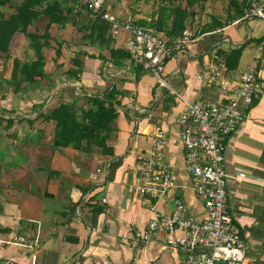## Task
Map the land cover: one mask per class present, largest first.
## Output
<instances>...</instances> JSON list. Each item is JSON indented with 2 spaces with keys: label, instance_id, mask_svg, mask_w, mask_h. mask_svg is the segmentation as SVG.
<instances>
[{
  "label": "crops",
  "instance_id": "obj_1",
  "mask_svg": "<svg viewBox=\"0 0 264 264\" xmlns=\"http://www.w3.org/2000/svg\"><path fill=\"white\" fill-rule=\"evenodd\" d=\"M236 1L247 7L245 12L251 7L252 0ZM109 2L105 9L118 19H153L143 16L140 8L135 13L128 0H119L116 6L114 0ZM61 3L67 11L73 10L66 26L51 25L49 17L41 15L29 27L39 35L49 27L51 39L43 49L46 78H37L36 85H29L20 94L7 84L15 59L22 63L37 59L23 34L13 37L9 58L0 55V96L9 104L12 100L6 107L0 103V111L15 118L6 131L19 125L23 130L21 135L17 129L13 134L6 132V145L0 147V264H187L186 254L171 249L164 233L156 232L147 243L134 237V232L146 230L154 217L152 201L129 189L138 179L137 158L150 151L153 139L162 132L177 188L159 201L156 209L170 214L179 198L195 218H205L204 205L196 198L193 181L185 170L182 129L177 120L198 99L223 101L221 91L204 86L196 76L223 63L232 50L264 37V21L243 20L245 12L237 17L229 9L230 0L196 2L188 8L194 17L187 19L186 30L202 38L175 53L166 63L164 82L160 83L152 70L132 59L118 65L110 61L108 48L126 50L128 36L122 35V43L116 37L101 46L89 38V31H81L95 21L83 0ZM3 12L9 18L15 10ZM261 44L256 42L257 47ZM257 47L251 56L243 50L238 68L227 74L229 80L237 82L254 63ZM74 59L81 63L80 68L73 65ZM78 69L77 77L69 75ZM259 70L262 90L242 125L224 141V168L233 177L227 184L229 208L248 245L249 262H264V61H260ZM112 88L121 93L117 97L120 105L106 151L97 146L90 152L72 147L55 149V122L37 119V115L49 114L61 104L88 109L87 98ZM18 236L38 237L37 250L13 244Z\"/></svg>",
  "mask_w": 264,
  "mask_h": 264
},
{
  "label": "built area",
  "instance_id": "obj_2",
  "mask_svg": "<svg viewBox=\"0 0 264 264\" xmlns=\"http://www.w3.org/2000/svg\"><path fill=\"white\" fill-rule=\"evenodd\" d=\"M89 13L106 22L112 35L125 33L126 50L131 59L145 69L152 70L158 82L166 63L176 52L201 40L185 30L172 45L151 26H139L134 20H121L105 9V0H83ZM264 21V3L251 1L243 20ZM254 63L239 77L237 82L227 78L224 63L212 66L207 72L198 74L197 81L215 88L224 94L223 101L198 99L180 114L177 123L181 127L180 143L184 148L185 170L193 181L196 198L204 205V219L195 218L179 198L174 200L170 214L158 212L157 203L177 188L173 166L167 160L163 145V133L152 141V148L137 158L138 179L129 189L150 205L154 217L146 230H136L137 241L147 243L156 232L164 233L167 245L186 254L187 264H264L249 262L248 245L230 212L227 184L233 177L224 168V141L237 131L246 118L247 110L253 106L262 90L260 61H264V44L258 46ZM107 202L106 199L103 200ZM13 244L37 250L38 237L30 240L23 236L13 239Z\"/></svg>",
  "mask_w": 264,
  "mask_h": 264
},
{
  "label": "trees",
  "instance_id": "obj_3",
  "mask_svg": "<svg viewBox=\"0 0 264 264\" xmlns=\"http://www.w3.org/2000/svg\"><path fill=\"white\" fill-rule=\"evenodd\" d=\"M11 1L0 0V55L6 54V57L9 58L10 45L13 37L21 33L29 41L30 47L34 50L37 58L30 63H22L18 59L14 60L12 78L7 84L13 86L15 94H20L25 88L28 89L29 85H36L37 78H46L43 49L49 45L48 43L51 39L49 27H47L43 35L30 32L29 27L33 26L41 15L49 17L51 25L58 24L66 26L70 22V15L73 14V10L70 9V11H67L62 8L61 0H23L16 7L14 14L6 18L3 10L10 7ZM206 1L186 0L185 9L181 8V6L174 8L162 7L157 13V18L153 17L151 21L144 20L136 22V24L139 26L153 27L167 39L169 45H172L186 30L187 19L194 17V13L190 12L188 8L193 7L196 2ZM245 2L247 1L245 0ZM246 8V6H241L236 0H230L229 9H232L237 17H242ZM230 21L234 22L235 18L230 17ZM85 30L89 31V38H95L101 46L109 44L110 40L115 38L106 22L100 18L95 19L88 28L82 29L81 31ZM256 42L258 44L264 43V37L256 40ZM245 46L232 50L226 56L223 52H218L220 56H225L223 63L227 72L234 71L238 68ZM58 47L60 48V45ZM108 50L110 53V61L115 65L116 63L117 65L118 63L120 64L123 60L131 59V54L127 50L110 48ZM56 53L59 56L61 54L60 49ZM73 65L78 68L81 67V63L76 59L73 60ZM78 74L79 69L69 71L70 76L77 77ZM1 86L2 84H0ZM120 94L116 88H112L101 96L95 95L87 98L86 103L89 105V108L85 109V105L82 106L83 108L80 107V115L78 114V108L74 104H61L49 114L40 112L37 115V119L45 118L47 121L55 122V136L53 141L55 149L72 147L79 151L90 152L92 146H97L106 151L107 140L113 131L112 125L118 117L117 106L120 103L117 97ZM4 99V96H0L1 102ZM3 113V118L9 115L7 111H3ZM17 119L21 120L19 118ZM6 120V130H10L14 125L15 118L9 116Z\"/></svg>",
  "mask_w": 264,
  "mask_h": 264
},
{
  "label": "rangeland",
  "instance_id": "obj_4",
  "mask_svg": "<svg viewBox=\"0 0 264 264\" xmlns=\"http://www.w3.org/2000/svg\"><path fill=\"white\" fill-rule=\"evenodd\" d=\"M22 1L23 0H12L10 7L5 8L4 10L7 13H10L11 10H15L16 7ZM128 1H129V4H130V7L135 10V13L140 8L141 14L143 16L148 17V18L149 17H154V15L157 14L159 12V9L162 8V7L174 8V7H178V6H182V7H185L186 6V0H172V1H170V0H137V1L136 0H128ZM118 2H119V0H114V6H116V4ZM109 4H110L109 0H105V5H104L105 8H107V6ZM122 35H125L127 37V35L125 33H120L118 36H116L117 38H119L118 40H121V43H122ZM122 46H124V45H122ZM256 47H257L256 42H251L250 44L246 45L244 49H246L247 51H249V56H251L253 54V52L255 51ZM257 50H258V47H257ZM20 99H23V98L20 96ZM4 101H6V99H4ZM10 101H11L10 104L12 105V100L10 99ZM0 103L2 105H4L5 107L9 104L7 101L6 102H3V103L0 101ZM15 104H16V100L13 103V105H14L15 110H18V108L15 107ZM26 109L29 110V108H23L24 111H26ZM80 110L81 109L78 108V114L79 115L81 114V111ZM15 112L16 111H14V113ZM21 113H27V112H22L21 111ZM16 116L17 115H15V117ZM3 117H4V113H1V111H0V133H1L0 134V147L1 146H4L5 147V145H6V140H5V138L7 136L6 132H10V133L13 134V133L16 132V129L18 131L17 132V135H21V132H23L21 125H19L18 127H15L11 131H6L5 128L7 126V120H6L7 119V116H6V118H3ZM17 118H19V117H17ZM28 127H29V130L32 128L31 125H29ZM12 131H15V132H12ZM28 134H30V132ZM0 157H2V156H0Z\"/></svg>",
  "mask_w": 264,
  "mask_h": 264
}]
</instances>
